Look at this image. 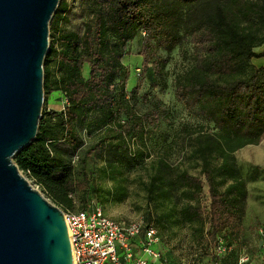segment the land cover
<instances>
[{
  "label": "trees",
  "instance_id": "1",
  "mask_svg": "<svg viewBox=\"0 0 264 264\" xmlns=\"http://www.w3.org/2000/svg\"><path fill=\"white\" fill-rule=\"evenodd\" d=\"M80 7L82 32L79 26L60 31L44 63L45 94H59L68 104L61 111L44 104L35 141L14 156V163L58 208L71 212L73 195L83 187L73 166L84 144L81 132L103 133L93 150L103 151V175L120 182L124 169L145 164L151 129L170 118L160 104L139 112L140 87L127 90V47L142 37L138 55L143 74L153 86L162 82L163 89L172 54L188 43L192 51L183 53L191 65L176 78L175 96L216 131L195 138L191 155L199 161L209 189L207 233L220 246L229 231L239 229L241 202L248 194V181L240 176L234 154L264 137V65L253 63L264 59V51L258 52L264 47V0H80ZM69 14L68 2L62 1L52 33ZM215 160L221 163L215 166ZM152 169L147 193L171 202L177 223L204 222V180L166 158L154 162ZM252 172L249 182L264 173L258 167ZM229 180L221 192L218 186ZM107 195L122 201L126 193L116 187Z\"/></svg>",
  "mask_w": 264,
  "mask_h": 264
},
{
  "label": "rangeland",
  "instance_id": "2",
  "mask_svg": "<svg viewBox=\"0 0 264 264\" xmlns=\"http://www.w3.org/2000/svg\"><path fill=\"white\" fill-rule=\"evenodd\" d=\"M67 1L70 14L66 19L60 21L58 31L52 33L50 23V45L63 29H73L79 26V32L83 29L82 9L80 0ZM60 2V3H61ZM53 20V19H52ZM52 22V21H51ZM142 37L131 42L128 47V54L123 58V63L130 69L131 75L127 82V90L140 87L137 93V108L139 112L146 113L157 104H160L170 113L168 120H162L160 125L151 129L149 142L150 150L148 158L142 166L137 165L126 168L120 182L112 181L102 173L105 163L102 160V149L93 150L100 141L103 133L88 135L81 132L83 147L73 157V166L77 181L83 185L73 195V209L71 212H78L88 209L90 205H100L105 214L116 221H148L154 224L160 234V249L164 258L170 264H220L221 258L215 254V247L208 235L210 229V194L208 185L205 182L200 163L191 155L192 143L200 135L216 133L212 124L201 117L187 111L175 96V80L183 75L191 65L190 57H184V51L191 52L192 47L187 43L183 50L177 49L172 54V61L167 66V77L165 88L162 89V82L153 86L146 79L142 69V58L138 55ZM260 50L264 51V47ZM259 51V50H258ZM62 98L59 94L49 96L45 94L44 104L48 108L51 104L54 108H60ZM44 107V106H43ZM187 128L190 134L185 130ZM234 161L240 167L241 177L247 182V197L241 202L243 215L239 229L229 231L226 238L220 242L221 246L227 249L237 244L235 249L241 253L247 252L254 259V263L261 264L264 258L258 257L256 247L258 231L264 228V173L257 181H251L254 168H260L264 172V137L258 145L247 146L234 154ZM161 158H166L173 166L188 171L191 175L204 180L203 191L200 196V203L203 209L204 222L190 224L177 223V215L172 214L173 204L154 199L146 191V184L150 181V174L153 173V163ZM221 162L214 161L218 166ZM21 174L28 180L29 184L45 197L51 204L58 207L56 203L27 175ZM232 181H227L220 186L223 192ZM116 187L125 189L126 196L122 201L116 197L107 195L108 191ZM145 221V222H146ZM168 263V264H169Z\"/></svg>",
  "mask_w": 264,
  "mask_h": 264
},
{
  "label": "water",
  "instance_id": "3",
  "mask_svg": "<svg viewBox=\"0 0 264 264\" xmlns=\"http://www.w3.org/2000/svg\"><path fill=\"white\" fill-rule=\"evenodd\" d=\"M61 0H0V264H73L64 212L14 156L38 134L50 23Z\"/></svg>",
  "mask_w": 264,
  "mask_h": 264
},
{
  "label": "built area",
  "instance_id": "4",
  "mask_svg": "<svg viewBox=\"0 0 264 264\" xmlns=\"http://www.w3.org/2000/svg\"><path fill=\"white\" fill-rule=\"evenodd\" d=\"M67 104L68 100H64L63 109ZM64 216L73 264H168L157 249L161 238L154 224L116 221L97 204L89 212L68 211L64 212ZM258 236L264 258V228L258 231ZM227 250L220 245L215 254L221 256ZM251 261V256L244 254L238 264H249Z\"/></svg>",
  "mask_w": 264,
  "mask_h": 264
},
{
  "label": "crops",
  "instance_id": "5",
  "mask_svg": "<svg viewBox=\"0 0 264 264\" xmlns=\"http://www.w3.org/2000/svg\"><path fill=\"white\" fill-rule=\"evenodd\" d=\"M258 52H263V51L262 50H259ZM253 63L255 65H258V66H263L264 65V59H254L253 60ZM62 109H63V102H62V105H61L60 108H54V106L52 104L48 107V110L61 111ZM246 189H247V187H246ZM257 238L258 239H257V242H256V247H257V249L259 251L258 257H260V258L263 259V254H262V252L260 250L259 236H257ZM235 246H237V244H233L231 247L228 248V250H227L226 253H224L223 255L219 256L221 258L220 264H238L239 258L242 255L247 254V252H242L241 253L238 249H235ZM163 258H164V256H163ZM251 258H252V261L249 264H256V263L253 262L254 261L253 260L254 258L252 256H251ZM164 260H166V259L164 258ZM261 264H263V261H261Z\"/></svg>",
  "mask_w": 264,
  "mask_h": 264
}]
</instances>
